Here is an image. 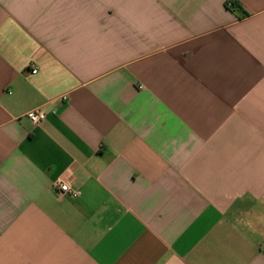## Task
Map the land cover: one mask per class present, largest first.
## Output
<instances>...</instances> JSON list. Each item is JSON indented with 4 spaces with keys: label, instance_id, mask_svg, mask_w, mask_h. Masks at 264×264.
<instances>
[{
    "label": "crops",
    "instance_id": "obj_1",
    "mask_svg": "<svg viewBox=\"0 0 264 264\" xmlns=\"http://www.w3.org/2000/svg\"><path fill=\"white\" fill-rule=\"evenodd\" d=\"M0 264H264V0H0Z\"/></svg>",
    "mask_w": 264,
    "mask_h": 264
},
{
    "label": "built area",
    "instance_id": "obj_2",
    "mask_svg": "<svg viewBox=\"0 0 264 264\" xmlns=\"http://www.w3.org/2000/svg\"><path fill=\"white\" fill-rule=\"evenodd\" d=\"M230 1L227 2V7H230ZM32 73H36L33 71ZM25 117L33 124L39 125L46 119L45 112L40 108L36 107L34 109L26 112ZM53 189L61 196H66L71 199L78 198L80 196V191L74 187H71L68 183L64 182L61 179H57L53 183Z\"/></svg>",
    "mask_w": 264,
    "mask_h": 264
},
{
    "label": "trees",
    "instance_id": "obj_3",
    "mask_svg": "<svg viewBox=\"0 0 264 264\" xmlns=\"http://www.w3.org/2000/svg\"><path fill=\"white\" fill-rule=\"evenodd\" d=\"M230 3H231V6L230 7H228L229 9H234V7H235V4L232 2V1H230Z\"/></svg>",
    "mask_w": 264,
    "mask_h": 264
}]
</instances>
